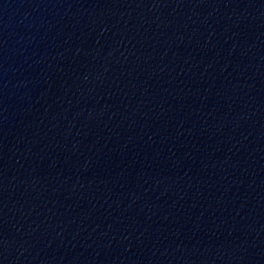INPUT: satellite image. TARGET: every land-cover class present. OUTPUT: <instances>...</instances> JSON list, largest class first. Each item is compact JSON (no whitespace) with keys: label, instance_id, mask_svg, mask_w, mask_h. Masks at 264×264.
<instances>
[{"label":"water","instance_id":"water-1","mask_svg":"<svg viewBox=\"0 0 264 264\" xmlns=\"http://www.w3.org/2000/svg\"><path fill=\"white\" fill-rule=\"evenodd\" d=\"M0 264H264V0H0Z\"/></svg>","mask_w":264,"mask_h":264}]
</instances>
